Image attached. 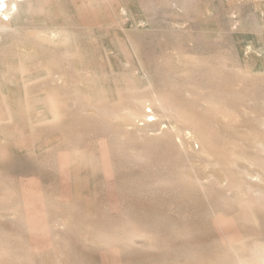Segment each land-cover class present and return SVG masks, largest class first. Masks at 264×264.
Segmentation results:
<instances>
[{
	"label": "rangeland",
	"instance_id": "obj_1",
	"mask_svg": "<svg viewBox=\"0 0 264 264\" xmlns=\"http://www.w3.org/2000/svg\"><path fill=\"white\" fill-rule=\"evenodd\" d=\"M34 8L0 33V264H230L264 243V0ZM144 98L169 119L128 125Z\"/></svg>",
	"mask_w": 264,
	"mask_h": 264
},
{
	"label": "bare ground",
	"instance_id": "obj_2",
	"mask_svg": "<svg viewBox=\"0 0 264 264\" xmlns=\"http://www.w3.org/2000/svg\"><path fill=\"white\" fill-rule=\"evenodd\" d=\"M39 0H0V33L2 32V34H3V32H13L12 34L14 35V33H18L19 32V30H20V19L23 21L24 20V15L26 14V12L28 13L29 11H32V10H34L35 8H34V5H35V3L36 2H38ZM45 11V10H44ZM48 11V10H47ZM22 15H23V17H22ZM38 15V14H37ZM45 16H46V14H45ZM47 16H48V14H47ZM46 16V17H47ZM36 17H38V16H36ZM40 17H41V15H40ZM34 19V18H33ZM26 20V19H25ZM24 20V21H25ZM30 20V19H29ZM49 20H50V17H49ZM48 20V21H49ZM28 21V20H27ZM31 21H32V19L29 21L30 23H31ZM39 22V21H38ZM41 22H44V21H41ZM46 22V21H45ZM34 23V22H33ZM36 23H34V25H35ZM37 24H39V23H37ZM48 24V23H47ZM51 24V23H50ZM29 25V24H28ZM28 25H25V26H28ZM41 25V24H40ZM25 26H23V27H25ZM33 26V25H32ZM48 27V26H47ZM22 28V27H21ZM30 29H32L31 27H29ZM26 29V28H25ZM34 29V28H33ZM49 29H51L50 27H49ZM24 30V29H23ZM22 30V31H23ZM35 30V29H34ZM24 32V31H23ZM31 32V31H30ZM34 32V31H33ZM21 33V32H20ZM1 34V35H2ZM34 34V36L36 37V38H39V39H44V40H48V42H49V40H51V41H54V40H60L61 42L62 41H65V40H67L68 39V35L67 34H64V33H62V32H60V31H55L54 29L53 30H49V32H47V31H41V32H34L33 33ZM25 35V34H24ZM30 35V34H29ZM17 36H19V37H23V33L20 35H17ZM27 37H28V35H27ZM23 40V39H22ZM47 42V43H48ZM46 43V42H45ZM46 43V44H47ZM22 46V45H21ZM20 47V46H19ZM19 47H17V48H19ZM23 48V47H22ZM10 49V48H9ZM19 50H21V49H19ZM28 50V49H27ZM28 52H30V50H28ZM12 54V53H11ZM0 55H1V53H0ZM31 55H33V54H31ZM15 58V57H14ZM7 60V59H6ZM8 61V60H7ZM8 62H11V61H8ZM4 63V62H3ZM2 63V64H3ZM20 65V64H19ZM1 66H3V65H1ZM4 66H6V64L4 65ZM17 66V65H16ZM46 67V66H45ZM15 68V67H14ZM17 68V67H16ZM11 69H12V67H11ZM13 70V69H12ZM16 70V69H15ZM12 72V71H11ZM59 72H60V70H59ZM59 72H56V71H54L53 72V75H52V82H53V84L54 85H56V87L57 88H59V86H65L66 85V82H65V80H64V78H63V75H60V74H62L61 72L59 73ZM14 79V78H13ZM67 85H68V83H67ZM49 87V86H48ZM56 87H54V89H55V91L57 92V88ZM48 89V88H47ZM155 97V96H154ZM141 99V98H140ZM146 98H144V100H139V104L141 105V106H143V109H142V111H140V112H138V110H135V111H132L131 113H130V115L128 116H126V120H127V118H128V121H129V124H128V122H127V124L128 125H132V124H135L136 125V123H139L141 126H149L150 124L149 123H151V122H157V120H161V119H169V113H170V110L167 108V106H165V104L161 101V99H158V98H156V99H154V100H152V101H150L151 99H149V98H147L146 100H145ZM148 99H149V101H148ZM165 100V99H164ZM167 101V100H166ZM13 103V102H12ZM16 103V102H15ZM14 104V103H13ZM153 105H155V106H157V107H159L160 108V110L163 112V114L162 115H160L158 118H156L155 117V115L153 114V111H152V109H150V107H149V109L146 111V108H148V106H153ZM15 106H16V104H15ZM139 108H140V106H139ZM158 109V108H157ZM125 118V117H124ZM123 118V119H124ZM149 118H151V119H149ZM181 119H184L183 117H180ZM126 124V125H127ZM161 124V123H160ZM135 125H133V126H135ZM163 125V124H162ZM137 126V125H136ZM135 126V127H136ZM177 127V126H176ZM175 126H173L172 128H173V130H174V132L176 133V134H179V135H181L182 134V132H180V130H178L177 128H176ZM162 128H165V127H162ZM193 128H194V126H193ZM129 129V128H128ZM166 129V128H165ZM164 130V129H163ZM195 130V129H194ZM165 131V130H164ZM185 131V130H184ZM192 131V130H191ZM158 132V131H157ZM192 132H194V131H192ZM161 133V132H160ZM189 133V132H188ZM159 134V133H158ZM184 134V133H183ZM186 134V133H185ZM190 134H191V132H190ZM192 134H194V133H192ZM191 134V135H192ZM196 141H198V143L200 144V142L202 143V152H201V155H203L204 156V158H206V160H207V162H208V164H207V167L209 166H218L217 164H214V162L212 161V159H210L211 157H210V153L206 150V147H205V141H204V138L198 133V132H196ZM154 136V135H153ZM193 137H195L194 135H192ZM177 138H178V136H177ZM203 138V139H202ZM195 139V138H194ZM205 144V145H204ZM263 144V143H262ZM259 145V144H258ZM259 146H261L262 148H260V150L261 149H264V147H263V145H261V143H260V145ZM185 148V147H184ZM188 148V147H187ZM201 149V148H200ZM191 151V150H190ZM262 151V150H261ZM192 152V151H191ZM200 155V156H201ZM234 160V159H233ZM226 162V161H225ZM230 162V161H229ZM231 163H234V162H231ZM227 165H230V163L228 164V163H226ZM235 164V163H234ZM223 166V165H222ZM234 166V165H233ZM219 167V166H218ZM247 168V167H246ZM226 169H227V167H226ZM243 170V169H242ZM240 171V170H239ZM244 173H243V175L245 176V178L246 179H249V180H251V178H252V174H250L248 171H243ZM223 173V175H224V173L225 172H222ZM239 175V174H238ZM241 175V174H240ZM264 175V174H263ZM254 177V176H253ZM207 179V180H206ZM257 179H258V177H257ZM204 180H206L207 182V184L209 185L210 183L211 184H213V182H215L216 183V185H219V187H220V185H222V186H228V187H234V185H231V182H230V179H229V177L228 176H217L214 172H211L210 174H208V176L207 177H205V178H197L196 179V181H197V183L200 185V186H205V185H207L205 182H204ZM236 180V179H235ZM258 181H259V179H258ZM235 182V181H234ZM260 182L264 185V176H261L260 177ZM233 183V182H232ZM227 189V188H226ZM236 189H237V186H236ZM256 189V191H258L257 189H259V188H255ZM253 190V189H252ZM260 190V189H259ZM250 191V190H249ZM238 192V191H237ZM259 194V193H258ZM132 236V235H131ZM136 236V235H135ZM138 236V235H137ZM130 237V236H129ZM131 238V237H130ZM129 238V239H130ZM133 238H135V237H133ZM132 238V239H133ZM129 243V242H128ZM150 243V242H149ZM241 246V245H240ZM231 248L230 249H233V250H238V249H242V251L240 250V251H234L235 253H236V255H235V253H233L235 256H237V257H235L234 255H233V257H235L234 258V260L235 261H233L234 262V264H264V243H260V241L259 242H254V244H253V246L250 248V246L247 248V249H245V246H244V248H242V246H241V248H239V247H235V246H230ZM250 248V250H249V252H248V249ZM247 251V255H246V253H245V251ZM233 252V251H232ZM240 252H244L245 253V256L243 257L242 255H244V254H242V253H240ZM238 254H240V255H238ZM242 254V255H241ZM233 259V258H232ZM232 262V263H233ZM232 263H230V264H232Z\"/></svg>",
	"mask_w": 264,
	"mask_h": 264
}]
</instances>
